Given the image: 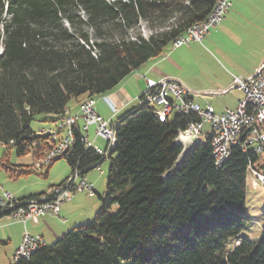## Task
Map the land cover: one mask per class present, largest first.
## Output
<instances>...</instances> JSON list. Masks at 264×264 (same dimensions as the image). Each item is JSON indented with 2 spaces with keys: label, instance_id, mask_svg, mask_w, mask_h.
<instances>
[{
  "label": "trees",
  "instance_id": "trees-1",
  "mask_svg": "<svg viewBox=\"0 0 264 264\" xmlns=\"http://www.w3.org/2000/svg\"><path fill=\"white\" fill-rule=\"evenodd\" d=\"M216 2L0 0V143L40 160L55 141L33 131L37 115L56 121L70 100L115 89L205 21ZM142 22L149 37L139 32ZM197 119L176 113L162 120L137 105L114 123L116 145L108 157L85 149L76 129L73 145L48 168L65 159L72 173L85 174L109 160L102 211L18 264H264V226L258 240L239 237L250 222L249 163L262 170L264 159L234 147L217 165L207 140L177 163L178 131ZM18 167L6 171L24 174Z\"/></svg>",
  "mask_w": 264,
  "mask_h": 264
},
{
  "label": "built area",
  "instance_id": "built-area-1",
  "mask_svg": "<svg viewBox=\"0 0 264 264\" xmlns=\"http://www.w3.org/2000/svg\"><path fill=\"white\" fill-rule=\"evenodd\" d=\"M232 2L233 0L219 2L215 16L207 17L206 24L201 29H190L189 39H178L174 43V48L190 45L192 42H202L209 31L224 20ZM232 88L241 90L243 96L235 108H227L218 113L210 104L205 107L197 104L191 89L174 77L159 80L146 78V88L136 101L137 104L148 105L152 111L153 104H160L163 110H167V118L173 113L185 115L195 113L198 119L189 122L182 131L187 136L209 140L217 165H222L229 158L234 147L241 148L245 153L253 151L264 159V63L246 79L234 76L230 89ZM80 120L83 122L82 126H79ZM92 126L95 128L96 136L107 141L106 149L94 145L88 139V131ZM79 127L85 149L108 157L112 150V134H116V127L113 122L97 113L95 98L91 97L87 103L79 104L77 112L65 111V118L57 121L55 129L41 131L42 134L51 135L55 143L35 162L34 168L37 170L47 168L69 149L75 142V130ZM62 131H65L63 136L60 134ZM249 164L253 166V177H250L253 188L264 186V169H258L252 162ZM100 172L103 171L100 169ZM84 191L94 195V184L77 170H74L64 183L55 185L47 193L34 198L18 199L10 192L4 191L0 197V218L6 217L10 221L24 224L30 220L37 223L45 215H58L63 203L72 200L76 193ZM46 245L42 235H31L26 231L10 264H18L22 259H29L36 250Z\"/></svg>",
  "mask_w": 264,
  "mask_h": 264
},
{
  "label": "rangeland",
  "instance_id": "rangeland-1",
  "mask_svg": "<svg viewBox=\"0 0 264 264\" xmlns=\"http://www.w3.org/2000/svg\"><path fill=\"white\" fill-rule=\"evenodd\" d=\"M228 11L224 20L213 27L202 42H192L190 45L169 48L161 57L165 70L191 89L195 95V102L202 107L210 104L217 113L227 108H235L238 99L243 95V92L237 88L230 89L233 77L248 78L254 72V66L264 57V4L256 0H233ZM139 28V32L144 37L151 35V30L146 23L142 22ZM154 58L159 59L160 57ZM145 66L143 64L134 72L136 74L143 72ZM228 89L230 90L225 93ZM76 103L77 100L72 99L68 106L74 107ZM134 106H137V102L132 107ZM46 115L53 116L43 113L31 121L33 131L41 133L43 126L54 124ZM175 115L176 113H173L171 119ZM63 116L64 114L60 115L59 120H63ZM34 162L33 151L20 155L14 144L0 143L1 193L7 191L15 196L14 190L17 187L26 190H45L52 184L60 183L70 174V166L65 159L57 160L50 168L48 176L46 174L48 167L37 170L33 166ZM108 163L106 160L101 166L105 171L100 179L104 184L105 193ZM16 165L21 166L18 167V172L22 170L25 173L11 178L10 173L6 171V166L14 168ZM98 170L100 171V169ZM248 174L245 213L250 222L239 237L258 240L264 226V186L253 188L250 178L253 175L251 172ZM8 177L13 179L10 180L14 183L11 186H6L1 180L2 178L9 179ZM100 194L101 192L95 196V199L99 200ZM101 211L102 201L98 213ZM5 220H7L6 217L0 218V225L5 223ZM92 221L93 219L89 223ZM36 231V228L31 229L30 227L31 233L35 234ZM235 244L236 239H230L227 242V247L232 248ZM4 264H9V261Z\"/></svg>",
  "mask_w": 264,
  "mask_h": 264
},
{
  "label": "crops",
  "instance_id": "crops-1",
  "mask_svg": "<svg viewBox=\"0 0 264 264\" xmlns=\"http://www.w3.org/2000/svg\"><path fill=\"white\" fill-rule=\"evenodd\" d=\"M256 1L264 4V0ZM158 57L160 58L149 59L144 64L146 66L143 72H139L138 74L133 72L129 76H127L115 89L95 96V110L97 111V113L104 119L115 123L123 115L135 108V106H132L135 104V102H137L136 98L145 90L146 78L159 80L164 77H172V75H170L162 66L161 57H163V54ZM263 63L264 57H262L254 66V72ZM254 72H252L250 76H252ZM81 102L82 101L78 100L74 107L68 106L69 111L71 113L77 112L79 109V104ZM46 116H48L47 118L51 121L54 120V116ZM53 123L54 124L52 125L43 126L41 128V131L47 129H55L57 126V120L53 121ZM79 124L83 125V122L80 120ZM94 130L95 128L93 126L89 128L88 139L92 141L94 145L102 149H106L107 141L100 137H97ZM60 134L61 136H63L65 134V131H62ZM107 161L109 162V160ZM55 162H57V160ZM53 164L47 169V176ZM102 164L99 168L92 167L85 172L87 179L94 184V195H90L85 191L78 192L75 194L72 200L63 203L60 206V212L58 215H45L40 219L39 222H33L34 224L30 223L31 221H28L26 224H24L22 222H13L8 219L5 220L6 222L0 225V264H4V262L6 261H9V264L11 263L13 255L21 244L26 231L31 235H42L45 238L47 245H51L73 227L86 224L91 221L95 214L100 210L102 201L101 197L105 195V190H103L104 184H102V180H100L105 174V171L101 167ZM98 169H101L103 172L101 173ZM71 174L72 168L70 167V174L63 181L58 184H52L48 189L41 191L32 189L26 190L22 189L21 187H17L16 190H14L15 197L18 199H29L43 195L47 193L51 187L65 182ZM11 178H2L1 180H3L6 186H11L12 184H14L10 181L13 180ZM100 192L101 194L99 196V200L95 199V196ZM2 194L3 192L1 193L0 191V197L2 196ZM30 227L31 229H37L35 234L30 232Z\"/></svg>",
  "mask_w": 264,
  "mask_h": 264
},
{
  "label": "bare ground",
  "instance_id": "bare-ground-1",
  "mask_svg": "<svg viewBox=\"0 0 264 264\" xmlns=\"http://www.w3.org/2000/svg\"><path fill=\"white\" fill-rule=\"evenodd\" d=\"M219 2H222V0H217L216 4L214 5V8H213L212 12L208 15V17H214L215 16V14L218 11ZM205 24H206V20L203 21V22H200V23H197V24L192 25L191 27H189L187 29V31L183 35H181L180 37H178L175 40L174 43H176V41L178 39H189L190 29H201V27H203ZM173 46H174V44H173ZM90 98L84 99L85 101L83 100L82 103H87ZM137 105H144V104H137ZM66 112H70L68 108H67ZM153 112L156 113L160 117V119H162V120H165L167 118V110H163L160 104H153ZM64 118H65V113H64L63 119ZM116 137H117L116 134H112V140H111V147H112V149L116 145ZM206 141H207L206 138L196 139V142L197 143H205ZM248 172H251V174L253 175V166H252V164H249ZM248 175L249 174H247V178H249Z\"/></svg>",
  "mask_w": 264,
  "mask_h": 264
},
{
  "label": "water",
  "instance_id": "water-1",
  "mask_svg": "<svg viewBox=\"0 0 264 264\" xmlns=\"http://www.w3.org/2000/svg\"><path fill=\"white\" fill-rule=\"evenodd\" d=\"M175 141L176 144L181 147V152L176 160L177 163H180L185 158V156L192 150V148L197 144V142L194 136H187L183 133L182 130L178 131Z\"/></svg>",
  "mask_w": 264,
  "mask_h": 264
}]
</instances>
